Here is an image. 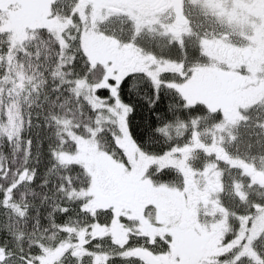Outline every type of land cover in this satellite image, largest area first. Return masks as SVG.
Returning a JSON list of instances; mask_svg holds the SVG:
<instances>
[{"label": "flooded vegetation", "instance_id": "flooded-vegetation-1", "mask_svg": "<svg viewBox=\"0 0 264 264\" xmlns=\"http://www.w3.org/2000/svg\"><path fill=\"white\" fill-rule=\"evenodd\" d=\"M232 1L238 4L236 17H232V12L225 6L226 0H205L209 11L217 9L218 14L227 13L229 28L233 26L236 32L220 31L206 43L202 41L198 53L189 48L190 73L185 70V62L180 59V52L176 47H168L171 37L167 34L185 32L187 17L184 13L195 0H75L72 11L90 10L94 17H100L103 12L105 18L114 14L126 18L125 22L113 26L117 30L115 34L105 36L115 60L125 66H142L158 73L164 72L165 79L180 83L184 91L197 98L195 103L204 104L210 111L218 110L225 119L238 122L249 118L245 113L253 117L264 114V3L261 0ZM5 2L17 3L23 8V12L26 8H34L31 13L28 10L29 16L41 18L46 6L52 9L54 0ZM62 2L73 0H61L60 3ZM77 4V9L74 10ZM127 21H131V24ZM135 36L141 38L133 43L130 37ZM145 50L147 54L154 52L157 56H170L172 59L163 65L146 64L143 55ZM193 141L194 149L203 147L207 150L211 147L200 140L199 136H194ZM169 163L167 157H161L158 167L172 168ZM175 170L183 176L182 185L181 182L177 185L165 181L161 183L159 190L141 189L145 195L140 194L137 189L132 190L130 198H134V206L130 207L131 214L119 212L122 213L119 216L128 224H136L134 227L130 225L132 229L128 232L121 230L124 236L121 242L115 231L108 233L112 228L113 217L101 222L94 214L93 218L96 219L82 221L77 239L85 238L86 233L91 237L80 245V254L75 256L84 254L87 249L100 247L103 245L102 240L110 237L107 244L110 245V242L121 246L124 249L121 250L122 256L137 258L132 260L137 264H229L228 260H218L225 252L231 253L229 259L239 261V264H264V212L255 215L249 225L247 217L237 216L232 210H246L239 203L226 201L230 206L225 207L219 202L218 196L213 199V194L222 190L223 186L217 174L207 166L200 173L199 168H193L186 158L184 166ZM247 174L252 177L248 188L242 190L243 183L236 180L234 186L239 187H235V191L242 200H249L255 205L260 193L264 192V170L249 164ZM253 184L259 187L253 188ZM150 205L155 210L148 214ZM230 215L236 216L240 221L238 227L236 219H229ZM167 219L171 221L170 224L163 226ZM100 224L105 226V232L94 231ZM233 229L236 230L235 239L226 242L225 233H230ZM245 235L246 242L238 247L239 240ZM97 236L101 241L96 242ZM157 236L161 240H166L167 236L172 237L170 241L166 240L167 250L160 251L162 245H157L155 249L145 247L144 241L138 240L140 237H147L148 243L152 244ZM130 239L131 246L125 247ZM85 245L93 246L89 248ZM98 256L99 261L108 263V253ZM60 264H65V260L60 261Z\"/></svg>", "mask_w": 264, "mask_h": 264}, {"label": "snow or ice", "instance_id": "snow-or-ice-1", "mask_svg": "<svg viewBox=\"0 0 264 264\" xmlns=\"http://www.w3.org/2000/svg\"><path fill=\"white\" fill-rule=\"evenodd\" d=\"M61 0H54L52 5V15H57L60 12L58 5ZM264 3V0H261ZM5 0H0V7H3ZM75 3V0H73ZM63 16L72 15V20L75 22L77 27H70L68 31H75L76 37L71 41V44L76 48V55H83V49L79 47L80 28L91 27L92 24L85 20L84 24H81V14L79 11L72 13L71 7L68 12L62 13ZM184 15L187 17L186 29L184 33H168V37H171V43L168 47L173 45L177 51L180 52V59L185 62V70L190 73V60L188 57L189 48L194 49L197 53L200 51L201 42H207L218 35L220 31L228 30L229 25L227 23V13L218 14L217 9L209 11L205 0H195L190 5L189 9L185 11ZM126 21V18H122L119 15H111L107 18L104 17L103 12L99 19L95 20V24L102 25L106 29L117 24H121ZM209 22H211L212 32L211 34L205 29L208 28ZM130 25L131 21H127ZM39 32H46L49 40H43L39 38ZM64 33L61 32L60 36ZM141 37L135 36L130 37L133 43H136ZM177 41H180L179 43ZM52 43L55 48V59L45 57L46 62L49 63L47 71H49L55 80L57 77L63 81L64 77H76L75 72H67L64 69L69 65L64 62V57L61 55L62 47L68 52L72 51L71 47H68L60 40L54 31H49L48 28H41L36 30L32 35L17 39L16 37H8V34H0V140L6 142L9 147H12L11 141L8 140V136H12V140L16 139V135L21 138L22 148H26L29 157L32 154V137L26 135L25 130L27 129L30 133L32 128V116L31 107H29V115L24 118L23 110L27 105V98L24 96L25 83L28 82L27 86L30 89L38 88V85L33 81V77L29 76L25 72V68L29 71L32 65V53L26 51L29 47H34L35 51V67L39 69L42 65L39 63L41 59L42 49H46L48 44ZM24 52V57L27 63L21 60L20 53ZM146 64L160 63L165 64L166 61L172 59L170 56L160 57L154 52L147 54V50L143 53ZM85 67H90L87 56H84ZM59 61V62H57ZM72 64H76L77 60L72 57ZM179 63V60H177ZM7 68V72L4 69ZM179 79H184L179 77ZM69 83L74 85H83L84 81L79 79L69 80ZM74 93L79 94L80 88L74 87L72 89ZM125 91L129 95H134L136 103H130L125 98ZM89 98L86 101L90 110L91 127L87 130V135L94 137L101 144H108L110 142L111 147L116 148L117 151L122 150L117 145V138L120 139H131L135 141L138 148L146 155L151 157H164L168 155L179 156L181 153L176 149H181L185 144L193 143V130L199 134V139L204 141L206 144L211 145L207 150L203 147L195 148L187 155V163L191 164L193 168H199L200 173H203L205 167L211 169L218 176L221 183L222 190L217 191L213 194V199L217 196L220 198L219 202L224 204L225 207H229V203L226 201H235L241 205L242 209H232L236 212L237 216L247 217L249 225L252 223V219L255 215L264 212V192L260 193L258 202L254 205L249 200H242L240 196L236 194L234 181L239 180L243 183V188L247 189L252 177L247 174L248 165H255L257 168L264 170V114L258 116L248 115V119H240L238 122L225 119V117L217 111H208L201 104L192 105L187 103L185 97L180 95L179 89L176 85L165 80L164 72H153L151 70H132L125 74L116 75L113 72L107 78L106 84H98L95 90L88 88ZM165 95H170V102L167 105V111L161 112V101ZM140 106L147 112L149 117V123L147 126L148 136L144 134H137L134 130L132 120L137 115V106ZM55 105L53 104V108ZM15 112V118L10 119L8 115H5V110ZM251 110H249L250 112ZM204 113V115H194L189 119L181 117L180 113ZM97 113H103L102 116ZM37 119L39 116L37 114ZM53 120L58 125L61 124L58 118L53 117ZM63 127L67 129L71 126L68 120L62 122ZM206 125V126H205ZM83 128V125H80ZM79 131V129H77ZM57 136H65L66 132H57ZM255 141V143H253ZM61 141H56L59 144ZM158 146L153 148V146ZM4 145L0 144V148ZM243 148V151L241 150ZM109 150V149H106ZM50 157H54L53 163H57L59 154L55 150L49 152ZM232 165L233 167H229ZM74 165L61 162L59 170L68 172V177L65 179L63 175L60 177L57 183V195H64V200L61 201L63 208L62 214L65 216L71 215V209L67 207V203L75 202L72 198L83 196L80 188H88V179L90 177L85 174L83 180L79 177L73 180L70 169ZM157 165H153L147 173L152 177L154 181H169L172 177L173 172H176L171 166L159 168ZM3 169L0 168V172ZM55 171V169L53 170ZM235 172V175H233ZM179 177L181 185L183 183V176L176 172ZM35 174L33 173L31 180L28 183L35 182ZM25 183L24 180L21 184ZM63 185V187H61ZM75 189V192L69 190ZM41 184V187H44ZM17 188L20 185H16ZM253 188H258L259 185H252ZM15 189H13V192ZM251 195V193H249ZM47 199V197H45ZM83 199L79 200V203L83 204ZM5 207V191L3 187H0V208ZM61 209L57 208V212ZM248 213H252L249 216ZM27 205L24 206V210H21L19 206H16V211L9 215L7 222H0V235L11 236L13 240L16 239V229L18 222L26 218ZM108 215L111 216L109 210ZM15 216V220H13ZM96 219V218H92ZM230 220L236 219V216L229 217ZM103 222V221H101ZM240 221L236 219L237 227ZM55 226V225H54ZM67 235V232L64 233ZM264 236V233H262ZM236 237V230L233 229L230 233H225V241L234 240ZM72 240L76 237L72 236ZM99 238H97L98 240ZM144 241V246L155 249L157 245H162L160 251L168 249L167 241L172 239L171 236H167L166 240H161L159 236L156 237L154 243L149 244L147 237H140L138 240ZM257 239H260L259 237ZM247 236L239 240L238 247L243 246L246 242ZM255 244V241L253 242ZM132 241L125 247L131 246ZM55 247V245H53ZM89 247V245H85ZM33 248L40 252L43 249L47 252L48 249L44 248L41 243L31 244L28 246V251L25 252L23 246L12 247L10 244L0 241V264H43L39 255L33 254ZM66 256L72 255V249L69 248L65 253ZM87 255V254H86ZM231 253H223L218 260H228L229 264H239V261H231L229 258ZM64 257H60V260L56 261L55 264H60ZM74 261H79V264H85L84 257L72 256ZM117 259L132 261L137 258L135 257H117L113 255L110 257L109 264L111 261ZM88 264H91V257L88 256ZM143 264V262H141Z\"/></svg>", "mask_w": 264, "mask_h": 264}, {"label": "trees", "instance_id": "trees-1", "mask_svg": "<svg viewBox=\"0 0 264 264\" xmlns=\"http://www.w3.org/2000/svg\"><path fill=\"white\" fill-rule=\"evenodd\" d=\"M27 13L29 16V11H27ZM12 19L15 21L14 16ZM5 22L6 21H2L0 18V34H8V37L10 38V30ZM41 28L47 27L39 25L35 26L31 28L32 33L30 35ZM48 30L51 31L49 28ZM38 35L39 38L43 40H49L46 32H39ZM27 36L29 35H25V37ZM65 45L71 48L73 46L68 40ZM26 51L32 53L33 66L30 71L25 68V72L27 75L32 76V82L38 85V88H32L29 90L27 82L24 90V96L27 98L28 105V107H25L23 110L25 119L29 115V107H31L32 128L30 133H28L26 129L25 134H30L32 137V154L29 157L27 149L21 147L22 141L19 135H16L15 140H12L11 135L8 136V140L11 141L12 147H9L6 142L0 140V144L4 145L0 148V168L3 169V171L0 172V187H3L5 191V207L0 208V222L6 223L9 215L16 211V206H19L21 210H24V206L27 205V215L24 220L18 222L15 240H13L11 236L0 235V241L8 243L14 248L22 245L25 252L28 251L29 245L36 243H41L44 248L53 251L54 247L52 245L63 242L74 244L78 241V228L73 229L72 221H89L94 217V214L91 211L84 209L83 204L79 203L80 199L85 200L89 196L86 192L87 189L83 187L80 188L83 196H74L72 198L75 202L67 203V201H64V203L67 204V207L71 209V215L65 216L62 214L63 208L61 206V201L64 200V195L67 193L57 195V183L62 175L67 179L68 172L62 173L59 170L61 162L57 159V163H53L54 157H50L49 152L53 149L56 153L59 151H75L77 143L72 136L73 131V133L75 132L84 137L94 139L101 150L113 154L118 159L122 155L120 151L116 150V148L111 147L110 142L108 144H101L94 137H90L86 134L89 127H91L90 110L86 103L87 94L82 91H79V94L74 93L72 89L76 87V85L69 83V80L73 79H83L88 83L98 82L106 75L105 65L99 62L92 63L88 59L90 67L86 68L84 60V56L86 55L84 53L81 56H77L75 50L68 52L62 47L61 55L64 57V62L69 65V67L64 70L67 72H75L76 77H64L63 81L57 77L54 80L51 73L47 71L49 63L45 60V57H49L53 60L55 59L54 45L49 43L46 49H42L41 59L39 61L42 66L39 69L35 67L36 61L34 54L36 49L34 47H29ZM20 57L22 61L27 63L23 51L20 53ZM72 57L76 58V64L71 63ZM124 95L130 103H136L134 95H129L127 91H125ZM180 95H182V93H180ZM169 102L170 95H165L161 101V112L167 111V105ZM53 104L55 105L54 108ZM196 104H201L204 108L210 111L202 103H194L192 105ZM7 113H10V111L6 109L4 114L7 115ZM11 113L14 117L11 114L8 116L9 118L14 119L16 114L15 112ZM37 114L39 119H37ZM97 115L102 116L103 113H97ZM180 115L184 119H189L194 115L199 116L204 115V113L183 112L180 113ZM53 117L58 118L61 124L58 125L55 123ZM65 120H68L71 124L67 129H65L62 124ZM148 123L149 117L147 112L138 105L137 115L132 120L134 130L138 135L144 134L147 138ZM80 125H83V128H80ZM77 129H79V131ZM57 132H66L67 135L57 136ZM194 133L193 130V136ZM58 139L61 141L59 144L56 143ZM185 146L188 145L185 144L184 147ZM156 147L158 146H153L154 150ZM181 150L182 148L176 149V151L179 152ZM185 153H189V151L183 149L182 156L187 158ZM165 156H168V154ZM63 163L74 165V167L70 169L73 180H76L77 177H79L80 180H83L85 174H87V176L90 177L87 181L89 187L92 182V177L85 165L78 162ZM54 169L55 171H53ZM33 173L36 177L35 182L28 183L27 181L31 180ZM22 180H24L25 183L21 184ZM159 182L164 183L165 181ZM167 182L178 185L180 180L176 173L173 172L172 177H170ZM41 184H44L45 186L41 187ZM16 185H20V187L17 188ZM61 187H63V185H61ZM13 189H15L14 192ZM69 190L72 192L76 191L71 188V185H69ZM45 197H47V199H45ZM57 208H60L61 211L57 212ZM153 210H155L154 206L150 205L147 209V213H152ZM106 214H108L107 210ZM96 215L104 222L109 221L111 217L109 215L101 216L99 212H97ZM15 219V216H13V220ZM129 225L134 227L135 223ZM65 232H67V235L64 234ZM72 236H75L76 239L72 240ZM32 251L33 254L39 256L44 254L41 253L44 252L43 249L40 250V253L37 252L35 248H33ZM121 257L125 256L121 255Z\"/></svg>", "mask_w": 264, "mask_h": 264}, {"label": "rangeland", "instance_id": "rangeland-1", "mask_svg": "<svg viewBox=\"0 0 264 264\" xmlns=\"http://www.w3.org/2000/svg\"><path fill=\"white\" fill-rule=\"evenodd\" d=\"M63 4V5H62ZM73 2H62L58 5L60 8V12L57 15L53 16V9L45 7V13L42 17L37 16H28L27 11L30 13L34 8H26L24 12L23 8L20 7L17 3H8L5 2L3 7H0V18L2 21H6L5 24L8 25V29L10 30V38L16 37L17 39L25 37V35H30L32 33L31 27L35 26H45L49 28L51 31H54L57 37L66 44L71 42L76 37L75 31H68L70 27H77L75 22L72 20V15L63 16L62 13L68 12L69 7H72ZM78 4L75 6L74 10L77 9ZM225 6L232 12V17H236L235 12L238 8V4L233 2L232 0H226ZM212 11V9L210 10ZM81 24H84L85 20H88L92 26L80 28L79 36H80V44L79 47L83 49V53L88 57V59L92 63H103L106 67V75L105 77L95 83H88L86 80L79 79L84 81L83 85H76L80 88V91L87 94V100L89 98L88 88L95 90L98 84H106L107 78L115 72L116 75L125 74L128 71L132 70H143L148 71L151 69L145 67H134V66H125L121 62L115 60L113 58V54L111 52V47L109 44V40L106 38L107 36H112L117 32V30L112 26L110 28H105L102 25L95 24V20L100 17H94L93 14L90 13V10L81 12ZM23 13V14H22ZM14 16L15 22L12 17ZM11 17V18H10ZM63 20L61 21L60 20ZM63 18V19H62ZM8 20V21H7ZM11 20V21H10ZM209 28L205 29L210 34L212 32L211 22H209ZM233 25V23L231 24ZM63 32L64 35L60 36V33ZM228 32H236V29L230 27ZM106 36V37H105ZM72 50L76 51L75 46H72ZM128 65V64H127ZM153 72L158 73L157 71L151 70ZM5 72H7V68H5ZM168 82L177 86L179 91L185 97L187 103L194 104L198 101L197 98L193 97L189 92L184 91L180 83L173 81V79H165ZM27 84V81L25 85ZM11 114L10 112L7 115ZM13 119V118H10ZM206 126V125H205ZM194 136H199V134L194 130ZM72 136L77 143V148L75 151H59L58 160L60 162H78L82 163L86 166L88 171L91 174L92 182L87 188L86 192L89 195L83 203V208L91 211L93 214L99 212L101 216L108 215L106 214L111 211V216L113 217L112 228L108 231V233H112L115 231L118 234V241H122L124 236H122V229L124 232L130 231L131 226L125 222L124 219L120 218L119 212H125L128 215L131 213L130 207L134 206V198H130L131 192L133 189H137L140 194L145 195V193L141 190L143 188H153L154 190H159L161 188V183L159 181H154L150 175L147 173L149 169L155 164L159 165V161L161 157H151L142 152L135 141L131 139H120L117 138V145L122 149L123 155L118 159L113 154L101 150L94 139L89 137H84L77 133H73ZM192 147L195 145L191 144ZM182 156L183 148L180 151ZM179 156H177L179 158ZM171 157V156H167ZM174 157V158H177ZM169 159V158H168ZM185 161H183V164ZM159 169V167H158ZM118 215V220H117ZM163 226H168L171 221L168 219L165 220ZM123 223H126L124 226ZM73 229L80 228L82 226L81 220L72 221ZM91 225V224H90ZM105 226L100 224L97 228L98 233L104 230ZM93 231V230H92ZM85 238H82L80 241L75 242V246L73 243L68 244L67 242L55 244V249L52 251L51 249L47 252H41L44 254L40 255V258L43 264H52L53 261L60 259V257H64L65 264H75L78 262L72 259V256L80 254L81 248L80 245L85 243L88 238L91 236L86 233L84 234ZM87 237V238H86ZM98 236L96 237V242L101 241ZM114 238V237H113ZM117 239V237H115ZM114 238V239H115ZM111 238L108 237L102 240V244L100 247L87 249L85 253L76 257H84L85 264H88V256L91 257V264H104L99 261V254L108 253L109 261L110 257L113 255L117 257H121V246L116 244H107V240ZM93 245H90L91 248ZM72 249V255L66 256L65 253L68 249ZM40 253V252H39ZM87 254V255H86ZM54 259V260H53ZM97 260V262H96ZM109 261L107 264H109ZM111 264H137L134 261L120 260L117 259L115 261H111Z\"/></svg>", "mask_w": 264, "mask_h": 264}]
</instances>
